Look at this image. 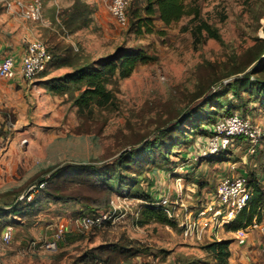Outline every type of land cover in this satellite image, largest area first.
Returning a JSON list of instances; mask_svg holds the SVG:
<instances>
[{"label": "rangeland", "instance_id": "1", "mask_svg": "<svg viewBox=\"0 0 264 264\" xmlns=\"http://www.w3.org/2000/svg\"><path fill=\"white\" fill-rule=\"evenodd\" d=\"M15 1L0 0V13ZM74 1L43 0L34 39L54 55L48 71L25 87L1 80L12 88L0 103V213L10 223L5 227L15 226L13 240L2 241L13 251L6 263L217 264L205 249L210 242L187 239L179 229L158 223L142 225L145 204L137 192L175 199L183 189L185 209L193 210L233 163L248 177L255 173L264 187V139L256 156L238 147L218 162L195 158L206 136L197 125L210 122L207 116L213 122L245 111L264 132V96L257 92L264 81V56L256 62L264 46V0H186L200 11L198 18L186 17L170 27L156 22L165 34L143 37L131 33L130 24L118 25L104 0H82L90 16L71 21ZM202 22L221 39L198 34ZM122 48L142 50L149 61L129 77L112 81L113 105L81 110L75 104L80 93L75 84L56 88L65 75ZM244 75L249 80H240ZM224 81L233 84L206 105L214 85ZM238 83L242 101L232 89ZM198 108L192 122L189 116ZM156 141L163 144L146 149ZM128 153L137 158L123 172L139 182L131 189L118 188L109 175L108 185L103 184L100 173H115L119 158ZM90 163L94 169L81 167ZM42 179L48 180L44 190L32 200L16 202ZM107 212L113 223L103 230L76 224L79 215ZM62 220L71 236L50 248ZM254 223L264 227V207ZM244 229L242 238L237 231L221 230V240L232 241L226 264H264L262 232Z\"/></svg>", "mask_w": 264, "mask_h": 264}, {"label": "built area", "instance_id": "2", "mask_svg": "<svg viewBox=\"0 0 264 264\" xmlns=\"http://www.w3.org/2000/svg\"><path fill=\"white\" fill-rule=\"evenodd\" d=\"M108 5L112 17L121 27L128 26V7L132 0H104ZM6 8L13 10L25 21L38 23L42 19L43 0H18L7 2ZM53 54L48 46L41 40L34 39L28 42L20 66L11 55L0 58V79L13 80L17 76L31 83L45 72L53 63ZM264 132L259 124L248 116L231 113L217 119L204 137V143L199 147L195 158L207 159L213 155L235 153L238 147L247 148L251 156H256L262 145ZM245 140L249 143L245 145ZM236 163L231 164L229 171L217 182L215 188L201 198L198 206L193 210L185 209L183 202V189L177 190L175 199L168 194H161L155 198L156 206L175 220L182 235L198 243L220 241L221 230L236 220L238 215L249 206L253 190L249 184V177L239 172ZM45 184L32 187L30 191L19 197V200H32L34 193L44 189ZM112 219V212L98 215H85L76 219L80 229L102 228ZM250 228H258L264 237V227L253 223ZM71 233L69 224L63 220L57 226L54 242L50 248L55 247L67 234ZM239 238L246 236V229L237 231ZM5 243L13 240V228L8 227L2 235ZM264 255V241H263ZM0 264H5L0 258Z\"/></svg>", "mask_w": 264, "mask_h": 264}, {"label": "trees", "instance_id": "3", "mask_svg": "<svg viewBox=\"0 0 264 264\" xmlns=\"http://www.w3.org/2000/svg\"><path fill=\"white\" fill-rule=\"evenodd\" d=\"M70 17L71 21L84 20L88 18L91 14V9L89 5L82 0H75L74 4L70 8ZM200 16V11L195 8H191L186 4V0H132L127 12L128 24H130L131 33L135 34L138 37H143L145 35L159 34L164 35L165 31L157 30L155 23L160 22L164 27H170L173 24L180 22L186 17L198 18ZM131 20V21H130ZM203 32H206L210 38L220 40L221 36L216 29L206 22H202L200 27H198V34L202 35ZM264 56V46L260 53L257 54L256 62ZM54 57V55H53ZM149 58L145 55L142 50H125L124 48L119 49L116 53L107 57L105 60L100 63H91L82 66L81 68L75 69L70 74H67L61 79V83L56 87L59 90L68 89L69 82L75 84L76 90L79 91V95L75 100V104L81 110H94L95 108H103L109 105L114 104V95L111 90L108 89V86L112 84V81L119 78L129 77L137 68L138 65L142 63H147ZM54 62V58H53ZM245 70H241L238 73H244ZM249 80V78L244 75L240 80ZM67 81V82H64ZM243 83V81L241 82ZM232 81L221 82L214 85V89L210 91L208 101L206 103L210 104V97L219 94V92L224 88L231 86ZM233 93L235 94L238 101H242L243 98L239 94V83L233 86ZM258 94L264 96V81L258 83ZM200 110L198 108L190 116V120L194 122L196 113ZM234 113V112H233ZM245 116V111L243 113ZM208 122L204 125H197L201 132H204L205 135L208 134L209 129L213 126L217 119L213 122V116H207ZM203 126V127H202ZM264 139V134L262 142ZM162 141H156L153 143L146 144V149H157L161 146ZM165 144V143H164ZM175 147L174 144H172ZM231 155H233L231 153ZM222 156H227V154H218L213 155L206 160L211 162L216 161L217 158H222ZM136 158L132 153H128L125 156H121L118 160V163L114 166L115 173H100V180L105 185H108L109 175L114 177L116 180V185L118 188L129 187L131 189L134 182H139L137 179H133L131 176H127L123 171L131 168L132 164L136 161ZM229 160V159H228ZM224 161V160H223ZM93 163L84 164L81 167L93 168ZM94 169V168H93ZM87 180H91L88 179ZM48 180L42 179L39 184H45L47 186ZM249 184L253 190V196L249 203V206L244 209L236 218L234 222L226 226L228 232L238 231L242 228L253 225L255 219L261 218V211L264 207V187L258 180V177L255 173H252L249 177ZM44 190V189H41ZM137 199H140L143 204V212L141 214L140 223L142 225L158 223L164 226L172 227L173 229L179 228L178 223L171 219L164 210L156 206V200L151 194H146L145 192H137ZM21 202L19 197L16 201ZM8 209V208H6ZM100 213L92 214L98 215ZM0 215H6V213H0ZM88 214H82L77 216L82 217ZM7 216V215H6ZM16 216V214H14ZM112 220V219H111ZM107 221L102 228H91L89 231L93 230H103L107 225L112 224L113 222ZM6 222V221H5ZM85 230V229H84ZM71 236V235H67ZM65 236V237H67ZM64 237V238H65ZM64 238L59 242L62 244ZM232 241L229 239L213 241L208 243L205 246V249L213 256L217 264H226L228 259L231 256L230 245Z\"/></svg>", "mask_w": 264, "mask_h": 264}, {"label": "crops", "instance_id": "4", "mask_svg": "<svg viewBox=\"0 0 264 264\" xmlns=\"http://www.w3.org/2000/svg\"><path fill=\"white\" fill-rule=\"evenodd\" d=\"M36 26L37 23L25 21L16 12L8 10L5 7L4 11L0 13V58L5 55H11L16 59L17 66L19 67L28 42L35 37V32L37 31L35 29ZM1 80L3 79H0V103L6 102L12 92V88L6 86V82ZM9 81L12 82V84L16 82L19 86L23 87H25L27 83L23 81L20 76ZM9 86H11V84ZM6 218V215H0V258L5 263L8 261L9 257L11 258L13 256V251L2 242L3 232L10 227V225L5 227L6 223L10 224ZM14 227H12L13 234ZM40 235L43 236L44 232L40 231Z\"/></svg>", "mask_w": 264, "mask_h": 264}]
</instances>
